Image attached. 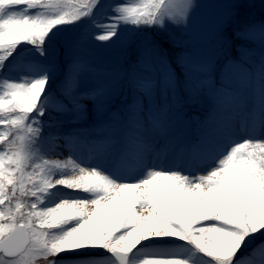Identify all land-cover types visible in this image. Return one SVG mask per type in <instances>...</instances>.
Listing matches in <instances>:
<instances>
[{"label":"snow or ice","instance_id":"obj_1","mask_svg":"<svg viewBox=\"0 0 264 264\" xmlns=\"http://www.w3.org/2000/svg\"><path fill=\"white\" fill-rule=\"evenodd\" d=\"M243 6L0 0V264H264Z\"/></svg>","mask_w":264,"mask_h":264},{"label":"rangeland","instance_id":"obj_2","mask_svg":"<svg viewBox=\"0 0 264 264\" xmlns=\"http://www.w3.org/2000/svg\"><path fill=\"white\" fill-rule=\"evenodd\" d=\"M204 2H208V0H204ZM213 2L219 3L221 5H227L231 2V0H213ZM249 3L251 4V6H248ZM227 11L228 9L226 7L218 10V12L221 14ZM202 19H204V17H202ZM236 20L241 25L245 23L259 24L262 20H264V0H244V6L239 9V14L236 17ZM231 31H232L231 28H229L228 29L229 36H231ZM235 43H245L246 47L255 50L256 55L252 56V60L256 63L259 62L258 54L261 51V45L259 44V42L250 43V42L235 41Z\"/></svg>","mask_w":264,"mask_h":264}]
</instances>
